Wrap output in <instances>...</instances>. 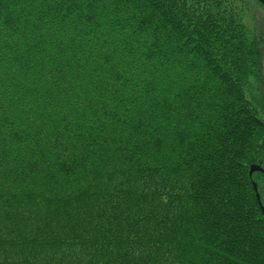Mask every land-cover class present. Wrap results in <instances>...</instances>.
Returning <instances> with one entry per match:
<instances>
[{"label": "trees", "instance_id": "1", "mask_svg": "<svg viewBox=\"0 0 264 264\" xmlns=\"http://www.w3.org/2000/svg\"><path fill=\"white\" fill-rule=\"evenodd\" d=\"M141 2L0 0V264H264L239 163L257 135L227 115L245 100L226 71L220 99L187 97L211 54L243 66L219 25L241 23L225 0Z\"/></svg>", "mask_w": 264, "mask_h": 264}, {"label": "rangeland", "instance_id": "2", "mask_svg": "<svg viewBox=\"0 0 264 264\" xmlns=\"http://www.w3.org/2000/svg\"><path fill=\"white\" fill-rule=\"evenodd\" d=\"M158 1H160L163 6L165 4L168 5L171 4L169 2L170 0H158ZM190 1L194 2V0H190ZM141 3H143V5L142 4L141 5L144 7V12L152 11V10L150 11L149 7L151 6L152 9V5L154 3L153 0L152 1L144 0V2ZM198 3L200 4V1H198ZM224 5L226 6L223 9H230V11L232 10V12L234 13L233 18H229V19L236 18L237 20L234 19V22L241 23V31H239V28H237L235 31H233L232 28H229L226 24L229 21H226L225 23V20H227V18L224 15V20L219 22V25L221 23L220 25L221 28L224 26L226 29L225 33L224 31L223 32L221 31L222 40H225V43L228 42V45L233 47L232 49L235 48L237 51H239L240 54L244 53L242 54L241 58H239V60L244 59L241 61V65H243L241 67L243 68L241 67L240 69L237 68L238 66L237 67L234 66L232 62L225 60L220 55L211 54L209 59L207 60L208 64L206 63L208 65L206 71L202 70L204 68V65L202 63L198 64L199 72H201V74L202 73L206 74L205 79L206 80L208 79L209 83H207V86L204 89L202 88V86H200L201 83L204 82V79H202L201 81H199V79H192L195 84L192 85L191 87H187L188 90L187 97L188 98L191 97L192 98L191 100L198 98L197 101L201 104V102L204 100L200 98H202V96H206L207 99L205 105H208L207 102L214 103L215 100L220 99V95H221L220 93L222 92L221 90L222 87L220 83V78L222 76L221 73L219 74L220 71L221 72L226 71L225 72L226 76L223 75L224 77L222 78H224V80H228V82L226 83L229 85V89L230 90L233 89L231 95H233L236 91H239L240 96H243V99L245 101L238 103L237 101H235L236 105L235 102H233V104L236 106L235 108H233L235 113L233 111L232 113H230V111L228 110L226 111H228L227 114L228 116L238 115V113L242 111L243 115L247 116L248 119L250 118L251 123L254 124L253 125L250 123L252 128L255 129L256 132L255 135H257L255 137L252 147L253 150H255L254 158H252L249 161H246L245 163H243V161L239 159L240 160L239 163L241 164L242 162L243 170L245 171L246 175H248V179H249V189H247L248 186L246 183H245L246 185L242 184L243 189L246 190V194L248 195L246 202L252 205L248 194L252 190V193L255 198L254 201L256 203L257 211L259 212L257 213V217L259 215L260 219L264 221V213L262 210V207H264V0H225V3L223 2L222 6L224 7ZM144 12H142V14H144ZM133 17L135 18L136 15L134 14ZM179 26L183 27L182 25ZM127 31H129L128 28ZM193 32L194 31H192V34ZM230 32L233 33V36L227 39L225 34ZM193 39L194 40H189L187 44L190 46L191 51L194 50L192 55H195L197 59L201 58L202 60L203 57L201 56L203 55L199 51V47L196 46V42H195L199 38L196 37L195 33ZM220 57H222V59ZM233 62H236V59ZM199 72L198 73L193 72V73L199 74ZM237 75H240L239 78H237ZM200 90L207 92V94L205 95L204 93L202 94ZM247 97H249V99H247ZM235 99L238 100L237 97ZM203 124L208 125V128L209 126H211V124H207L205 122ZM250 125L248 127H250ZM259 127L260 129H258ZM218 130L219 129L216 128L214 133L215 134L218 133L217 132ZM209 134L210 133H208V135ZM216 140L218 142V146L220 145L224 146L223 148H225L226 150V146H227L225 145L226 143L222 144V142L218 138ZM252 165L259 166L261 169L252 168ZM245 213L246 211H244V214ZM83 224L85 227H87V229L90 232L95 231V225H93L92 223L87 222Z\"/></svg>", "mask_w": 264, "mask_h": 264}, {"label": "bare ground", "instance_id": "3", "mask_svg": "<svg viewBox=\"0 0 264 264\" xmlns=\"http://www.w3.org/2000/svg\"><path fill=\"white\" fill-rule=\"evenodd\" d=\"M2 182H4V181H2ZM1 182V183H2ZM3 184V183H2ZM39 183L38 182H36L35 184H33V185H30L29 186V189H35V193H38L39 192ZM61 189V188H60ZM60 189H54V190H52L54 193H56V192H60ZM45 190H51V189H49V188H46ZM58 194V193H57ZM46 198L47 197H45V195L44 196H41V198H39V199H37V203L39 204V206H44V208H43V210H46L47 209V206L44 204L46 201ZM51 219V218H50Z\"/></svg>", "mask_w": 264, "mask_h": 264}, {"label": "water", "instance_id": "4", "mask_svg": "<svg viewBox=\"0 0 264 264\" xmlns=\"http://www.w3.org/2000/svg\"><path fill=\"white\" fill-rule=\"evenodd\" d=\"M252 168H258L261 169L259 166L252 165ZM262 206V205H261ZM263 213H264V207H262Z\"/></svg>", "mask_w": 264, "mask_h": 264}]
</instances>
